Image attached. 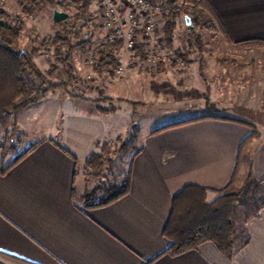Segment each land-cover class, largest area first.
<instances>
[{"label":"crops","instance_id":"crops-1","mask_svg":"<svg viewBox=\"0 0 264 264\" xmlns=\"http://www.w3.org/2000/svg\"><path fill=\"white\" fill-rule=\"evenodd\" d=\"M203 1L232 42H264V0ZM21 20L16 17L12 25ZM66 93L55 91L51 99L48 94L0 118V140L5 142L14 116L19 136L28 139L29 127L38 121L21 122V113L56 100L41 138L23 151L14 149L3 162L5 169L32 148L0 173V264H264V208L247 224L250 243L232 260L212 243L172 256L163 236L173 198L186 186L209 189L211 202L215 190L232 179L233 184L249 175L256 182L264 179V116H257L263 110L217 102L215 110H196L168 125L191 122L150 131L132 156L129 193L110 205L88 208L76 201L86 186L84 163L100 151L98 144L122 137L123 118L133 115L128 107L105 112L94 96Z\"/></svg>","mask_w":264,"mask_h":264},{"label":"rangeland","instance_id":"rangeland-1","mask_svg":"<svg viewBox=\"0 0 264 264\" xmlns=\"http://www.w3.org/2000/svg\"><path fill=\"white\" fill-rule=\"evenodd\" d=\"M3 1L0 0V9L8 14L7 23L13 24L16 17L22 19L21 49L32 54L33 61L50 82L66 84L65 90L55 91L62 90V94H65L68 90L77 96H94L95 102L105 107H100L103 111L113 112L117 105H121L128 107L133 115L123 118L127 130L122 137L99 144L98 153L102 152L103 146L106 147V163L98 175L85 171L86 186L76 199L81 206H85V193L110 184H120L127 178L133 154L152 130L187 119L196 110L197 114H201L204 109L215 110L212 105L217 102L246 109L260 108L263 111L257 116H264V42L234 43L218 26L217 33L208 31L205 26L207 18L201 11L211 17L212 14L203 0H199L198 6H195L196 0H177L184 11L175 19L171 49L176 54V60L158 69L139 63L130 64L121 77L106 71L97 72L87 62V49L102 45L105 41L101 30L95 28L94 35L89 38L92 44L83 48L80 45L86 42L85 38L82 40L81 35L76 38L79 30L90 28L95 20L92 14L93 0L87 12L68 6L67 13L70 16L66 20L67 24L54 23L53 12L57 8L47 0H44L46 7L42 12L34 11L29 15L23 13L28 0ZM80 1L83 3V0ZM187 16L197 19L195 25L192 21V30L186 24ZM71 24L73 28H69ZM165 25L166 21L163 27ZM58 34L63 38L68 36L70 44L63 47L53 44ZM179 53L185 55L186 59L182 60ZM26 79L34 90L38 87L33 77L26 75ZM55 91L48 93L50 99ZM45 101L49 102H42L19 116L21 122L33 117L38 121L34 123V128L29 127L28 139L19 136L21 133L15 128V116L11 119L12 126L7 131L5 142L0 140V170L8 154H15L14 149L23 151L35 144L44 129H47L44 123L50 110L54 109L52 101L56 100ZM206 105L212 107L204 108ZM10 133L15 135L12 137L13 142L9 138ZM124 145L130 149H125ZM242 186L243 183L237 182L233 190L238 191ZM253 188H248V195H251ZM99 195L101 191L96 197ZM220 195L218 193L217 197ZM263 195L264 187L258 192V199ZM257 203V200L249 201L247 206L239 207L236 217L238 225L244 222L245 212H253Z\"/></svg>","mask_w":264,"mask_h":264},{"label":"trees","instance_id":"trees-1","mask_svg":"<svg viewBox=\"0 0 264 264\" xmlns=\"http://www.w3.org/2000/svg\"><path fill=\"white\" fill-rule=\"evenodd\" d=\"M29 3L23 7V13L32 14L34 11L42 12L46 3L44 0H28ZM50 5L56 7L59 11H66L68 6L87 12L92 0H47ZM170 6V11L166 13V25L164 27L166 43L169 47L173 46V33L176 28L175 19L179 16L184 8L181 7L177 0H166ZM198 6L199 0L195 1ZM207 19L205 26L208 31L217 33V24L214 16H208L201 11ZM8 14L0 9V118L10 113H19L29 106L38 103L46 95L57 89L66 88V84L56 85L50 82L42 71L37 67L32 59V54L21 49L22 44V25H12L6 22ZM193 24L197 22L196 18L191 17ZM67 24V21L63 22ZM73 28V25H69ZM79 30L76 38H79ZM192 34L194 31L191 32ZM244 43H261L252 40ZM53 44L57 47L67 46L70 44L68 36L64 38L59 34L53 39ZM89 43L84 42L80 46L83 48ZM110 44L103 45L102 51L114 49ZM182 60L186 59L185 55L179 53ZM114 62L112 58L101 56L99 65L95 68L97 72H108L110 65ZM177 65V63H175ZM26 75L33 77L38 87L34 90L29 86ZM72 98H79L71 96ZM101 110V109H100ZM106 112V111H105ZM191 121H183L164 126L153 132L159 133L169 128L184 125ZM99 146V144H98ZM125 149H130L124 145ZM32 148L24 153L19 154L14 161L0 173H7L15 164L25 157ZM106 147H102V152L93 153L84 163V170L92 175H98L106 163ZM68 153V152H67ZM5 154V152H4ZM69 154V153H68ZM76 159L75 157H73ZM233 179L228 185L221 189L215 190L221 195L215 200L208 201V190L205 187L196 185L186 186L181 192L174 196L172 210L163 236L170 241L171 246L168 253L172 256L184 254L189 251L197 250L205 243H212L216 248L229 260L244 249L251 240L247 224L250 220L257 218L264 208V195L258 199V192L264 187V179L255 182L252 177L246 179L240 190H233ZM253 186L251 195L247 194L248 188ZM98 191L101 195L97 196ZM130 191V175L122 183H114L100 187L84 195L85 205L88 208H96L110 205L120 198L127 195ZM257 200L253 212H245V220L242 224H237L236 217L240 206H247L249 201Z\"/></svg>","mask_w":264,"mask_h":264},{"label":"built area","instance_id":"built-area-1","mask_svg":"<svg viewBox=\"0 0 264 264\" xmlns=\"http://www.w3.org/2000/svg\"><path fill=\"white\" fill-rule=\"evenodd\" d=\"M93 24L82 29L80 35L92 44L89 38L95 28L101 30L102 45L87 49V62L96 68L104 58L114 62L109 71L115 77H121L130 64H141L158 69L176 60V54L165 40L164 24L170 6L166 0H93ZM115 47L102 51L103 45ZM178 58V57H177Z\"/></svg>","mask_w":264,"mask_h":264},{"label":"water","instance_id":"water-1","mask_svg":"<svg viewBox=\"0 0 264 264\" xmlns=\"http://www.w3.org/2000/svg\"><path fill=\"white\" fill-rule=\"evenodd\" d=\"M69 16L70 15L67 12L59 11V10L55 9L53 12V21L55 24H59V23L65 22L69 18ZM185 21H186V24L188 26V29L192 30L193 25H192L191 18L187 16L185 18Z\"/></svg>","mask_w":264,"mask_h":264}]
</instances>
